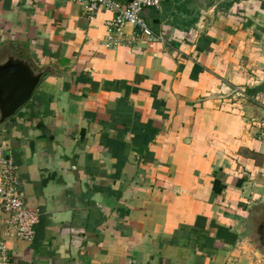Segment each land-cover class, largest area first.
<instances>
[{
	"label": "crops",
	"instance_id": "crops-1",
	"mask_svg": "<svg viewBox=\"0 0 264 264\" xmlns=\"http://www.w3.org/2000/svg\"><path fill=\"white\" fill-rule=\"evenodd\" d=\"M113 18L62 0H0V64L15 56L45 73L0 127L41 212L33 242L9 241L12 259L264 264L245 235L264 207L252 122L264 120V0H163L143 14L163 40L134 49L106 47ZM6 218L0 203V242Z\"/></svg>",
	"mask_w": 264,
	"mask_h": 264
},
{
	"label": "built area",
	"instance_id": "built-area-1",
	"mask_svg": "<svg viewBox=\"0 0 264 264\" xmlns=\"http://www.w3.org/2000/svg\"><path fill=\"white\" fill-rule=\"evenodd\" d=\"M80 4L85 13L93 19L102 11H109L114 18L106 23L108 32L107 48L126 45L134 49L139 41L158 42L163 38L155 35L143 14L149 9H160L163 0H62ZM131 25L136 29L133 36L127 39L125 29ZM238 96L244 94L239 91ZM258 124L256 133L258 140L264 141V120L253 119ZM3 144L0 139V203L6 215L5 233L0 242V264L16 263L9 249V241L19 240L31 243L36 236V226L40 222L39 209H31L27 204V197L21 189L20 177L15 161L11 157H4Z\"/></svg>",
	"mask_w": 264,
	"mask_h": 264
},
{
	"label": "water",
	"instance_id": "water-1",
	"mask_svg": "<svg viewBox=\"0 0 264 264\" xmlns=\"http://www.w3.org/2000/svg\"><path fill=\"white\" fill-rule=\"evenodd\" d=\"M213 1L201 0V3L205 9ZM205 14V10L202 11L203 17ZM44 74L35 71L28 61L15 56L0 64V127L31 101Z\"/></svg>",
	"mask_w": 264,
	"mask_h": 264
},
{
	"label": "rangeland",
	"instance_id": "rangeland-1",
	"mask_svg": "<svg viewBox=\"0 0 264 264\" xmlns=\"http://www.w3.org/2000/svg\"><path fill=\"white\" fill-rule=\"evenodd\" d=\"M251 212L249 217L250 230L245 234L246 240L253 241L258 249L264 252V207H258Z\"/></svg>",
	"mask_w": 264,
	"mask_h": 264
}]
</instances>
